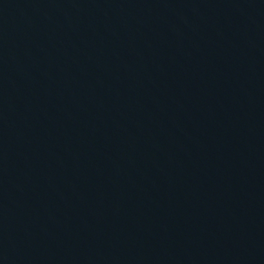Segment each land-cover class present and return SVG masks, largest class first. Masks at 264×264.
I'll list each match as a JSON object with an SVG mask.
<instances>
[{"label": "water", "instance_id": "1", "mask_svg": "<svg viewBox=\"0 0 264 264\" xmlns=\"http://www.w3.org/2000/svg\"><path fill=\"white\" fill-rule=\"evenodd\" d=\"M0 264H264V0H0Z\"/></svg>", "mask_w": 264, "mask_h": 264}]
</instances>
